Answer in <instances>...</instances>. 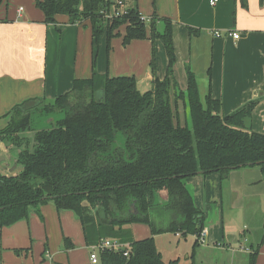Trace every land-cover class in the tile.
<instances>
[{"label":"trees","instance_id":"trees-1","mask_svg":"<svg viewBox=\"0 0 264 264\" xmlns=\"http://www.w3.org/2000/svg\"><path fill=\"white\" fill-rule=\"evenodd\" d=\"M124 2L128 13L108 20L101 11L113 0H35L47 22H55L57 14L68 15L71 23L90 22L94 70L52 101L28 99L0 116L9 117L0 129V141L19 150L16 160L21 166L17 175L0 172V225L15 223L26 218L32 206L53 201L58 209H72L78 215L87 244L102 238L131 243L129 256L106 250L99 264H196L179 259L166 263L153 235L135 240L126 226L146 223L153 234L190 232L198 237L204 214L184 179L214 172L226 179L232 170L247 166H258L264 175V133L246 125L257 99L225 114L222 102L211 93L202 100L190 68L187 88L181 89L174 78L173 21L157 13L147 21L138 0ZM157 19L164 21L163 31L158 30ZM189 31L199 29L189 26ZM104 35L107 55L113 37L122 36L124 45L152 40L154 79L149 90L140 91L134 75L96 71ZM157 39L163 40L168 56L163 79L156 73ZM187 109L191 127L186 123ZM38 114L40 123L35 119ZM27 132L33 133L28 137ZM133 204L137 212L132 211ZM64 239L66 248L74 247L68 237ZM257 254L258 248L250 251L248 264H256Z\"/></svg>","mask_w":264,"mask_h":264},{"label":"crops","instance_id":"crops-1","mask_svg":"<svg viewBox=\"0 0 264 264\" xmlns=\"http://www.w3.org/2000/svg\"><path fill=\"white\" fill-rule=\"evenodd\" d=\"M24 4L12 12L0 5V116L28 99L53 100L71 90L76 79L91 77L94 70L89 21L71 23L68 15L57 14L55 22H47L35 0H24ZM138 6L147 18L157 13L173 21L174 78L179 87L187 88L190 68L202 100L211 93L222 102L225 114L257 99L246 125L264 133V0H138ZM161 22L157 19L158 30ZM189 26L199 32L191 33ZM121 32H125V26ZM232 32L239 38L230 35ZM112 44L109 55L105 44L102 57L99 44L97 71H108L111 76L134 75L138 88L140 84L150 86L154 79L150 68L152 40L135 39L124 45L123 38L118 37ZM154 44L156 73L163 79L168 56L163 40L157 39ZM3 120L8 118H1L0 123ZM16 155V149L0 141L1 172L18 174L20 170L10 173ZM184 182L195 204L199 198L204 202L200 210L208 233L205 242L199 244L219 242L216 232L222 228L226 206L231 212L246 201L259 204L264 198V175L258 166L234 169L226 179L218 172L199 173ZM161 194L167 197L166 191ZM126 227L129 237L132 229L144 233L135 240L149 237L148 228L152 231L146 223ZM65 237L74 247L66 248ZM90 246L78 215L72 209H58L53 201L32 206L28 216L15 223L0 225V264H89ZM253 246L249 251L255 249Z\"/></svg>","mask_w":264,"mask_h":264},{"label":"rangeland","instance_id":"rangeland-1","mask_svg":"<svg viewBox=\"0 0 264 264\" xmlns=\"http://www.w3.org/2000/svg\"><path fill=\"white\" fill-rule=\"evenodd\" d=\"M0 5H4L10 12L14 11V9L16 10V7L20 5L25 6L24 0H1ZM164 27L165 23L162 20L159 31H163ZM57 33L59 32L57 31ZM118 37L122 36H116V38ZM116 38L113 37L111 40L112 47V41ZM104 40L107 43L105 35L102 36L99 43L100 55H98L100 57H102L103 53H105L104 48L106 43ZM97 72L100 73L99 71ZM103 74L104 73H100V75ZM151 87L152 84L150 86L140 84L139 89L140 91L145 92ZM183 112L184 110L181 112V123L183 125L187 123V125L191 127L192 122L188 109L186 111V123ZM35 119L38 120L37 123L42 122L41 115L39 114L35 116ZM6 121L7 120H3V122L0 123V126H4ZM32 133L33 132L30 134ZM261 201L262 202L259 204L253 201H246L241 207L238 209H233L231 212L226 206L222 228L217 229L219 232H216L220 236V238L217 240L219 241L218 243L209 241L208 244H196L195 236L190 232L187 234V236L183 237L177 236L173 232L153 234L150 228H148V236L153 235L155 237L157 246L162 252L163 259L166 263H170V261L174 260L175 257H180L181 263H189L194 261L196 264H248L250 256L249 250H251L249 248L251 245H254L253 247L255 250L258 248L256 264H264V198ZM195 205L198 209H201L204 207V202L199 198ZM132 231V239L144 235L143 232L139 233L135 230L136 233H134L133 229ZM257 242H260L259 247L257 246ZM246 248H248V250Z\"/></svg>","mask_w":264,"mask_h":264},{"label":"built area","instance_id":"built-area-1","mask_svg":"<svg viewBox=\"0 0 264 264\" xmlns=\"http://www.w3.org/2000/svg\"><path fill=\"white\" fill-rule=\"evenodd\" d=\"M113 1L114 3H112L109 7L107 6L104 7L101 11L105 19L112 20L114 18L127 14L129 11V8L124 2V0H113ZM215 1L217 0H212V2H215ZM22 10H23V7H20L19 11H22ZM142 18L147 21L151 19V18H147L144 15L142 16ZM215 34L217 36L221 35V33L218 31L215 32ZM230 35H233L235 38H239L240 36L237 32H232L230 33ZM207 233H208L207 228L204 227L200 235L197 237L200 243L205 242ZM246 249L248 250V248ZM106 250H110L114 252H122L125 256H129L131 252V244L121 242L117 238H102L98 243L90 246V254H89L90 264H99L101 253Z\"/></svg>","mask_w":264,"mask_h":264},{"label":"flooded vegetation","instance_id":"flooded-vegetation-1","mask_svg":"<svg viewBox=\"0 0 264 264\" xmlns=\"http://www.w3.org/2000/svg\"><path fill=\"white\" fill-rule=\"evenodd\" d=\"M7 118H8V117H7ZM7 124H8V123H6V125H7ZM6 125H5V126H6ZM24 135L30 137L31 134H30L29 132H27V133H25ZM16 170H21V166L17 163V160H16V165H15L13 168H11L10 173L13 172V171H16ZM0 172H1V171H0ZM19 172H20V171H19ZM19 172H18V173H19ZM1 173H3V172H1ZM3 174H5V173H3ZM5 175H9V176L11 175V176H12V175H14V174H5ZM15 175H17V174H15Z\"/></svg>","mask_w":264,"mask_h":264},{"label":"water","instance_id":"water-1","mask_svg":"<svg viewBox=\"0 0 264 264\" xmlns=\"http://www.w3.org/2000/svg\"><path fill=\"white\" fill-rule=\"evenodd\" d=\"M8 121H9V117H8L7 123H8ZM4 127H5V126L1 127L0 129H3ZM18 153H19V151L17 152V154H18ZM16 159H17V155H16ZM132 211H133V212H137V210H136L134 204L132 205Z\"/></svg>","mask_w":264,"mask_h":264}]
</instances>
